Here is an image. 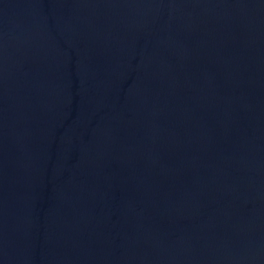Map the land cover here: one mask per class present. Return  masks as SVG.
<instances>
[{
  "label": "water",
  "instance_id": "95a60500",
  "mask_svg": "<svg viewBox=\"0 0 264 264\" xmlns=\"http://www.w3.org/2000/svg\"><path fill=\"white\" fill-rule=\"evenodd\" d=\"M0 264H264V0H0Z\"/></svg>",
  "mask_w": 264,
  "mask_h": 264
}]
</instances>
